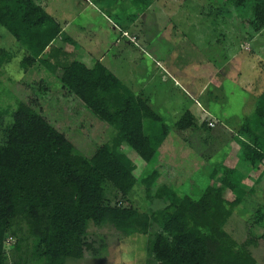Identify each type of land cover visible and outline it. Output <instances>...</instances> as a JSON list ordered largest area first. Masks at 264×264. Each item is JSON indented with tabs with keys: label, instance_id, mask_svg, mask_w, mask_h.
<instances>
[{
	"label": "trees",
	"instance_id": "1",
	"mask_svg": "<svg viewBox=\"0 0 264 264\" xmlns=\"http://www.w3.org/2000/svg\"><path fill=\"white\" fill-rule=\"evenodd\" d=\"M228 1L237 7L251 5L259 28L264 27V0ZM0 26L25 47L24 66L38 60L50 68L69 96L114 129L88 156L26 101L18 103L9 121L0 118V264H6L10 255L15 264H28L16 254L30 242L35 264L105 258L109 240L90 232L91 222L124 235H149L148 264H257L253 247L259 240L249 233L239 242L226 229L236 208L255 193V188L242 185L244 179L237 175L241 171L227 164L226 154L196 198L175 185L159 184L156 167L138 178L134 161L122 149L128 145L151 163L173 135L190 151L192 130L212 128L209 120L200 122L187 109L169 125L100 60L92 65L77 58L68 61L67 52L54 44L64 32L62 24L37 0H0ZM62 40L74 42L68 35ZM8 57L0 49V66ZM148 121L155 123L151 134L146 131ZM263 131L264 91L239 130L243 137L239 161L262 170L256 185L264 175ZM108 183L123 197L116 204L106 203ZM137 183L145 188V205L123 204ZM154 199L166 205L154 209ZM263 205L264 188L262 204L254 213V223L262 227Z\"/></svg>",
	"mask_w": 264,
	"mask_h": 264
},
{
	"label": "rangeland",
	"instance_id": "2",
	"mask_svg": "<svg viewBox=\"0 0 264 264\" xmlns=\"http://www.w3.org/2000/svg\"><path fill=\"white\" fill-rule=\"evenodd\" d=\"M37 1L62 24L64 32L54 44L69 51L68 61L77 58L92 65L100 59L129 84L144 79L145 87L157 93L155 104L163 103L157 113L169 125H174L186 109L200 122L206 117L215 122L212 128L192 130L190 151L172 135L151 163L128 145L122 149L134 161L138 178L156 167L161 173L159 184L175 185L196 198L209 184L215 164L227 155V164L246 175L237 174L244 179L242 185L255 188V193L248 194L236 208L226 229L239 242L252 233L259 240L253 247L257 264H264V227L254 223V213L262 204L264 175L256 185L262 170L240 162L238 156L243 138L239 130L264 91V27L259 28L251 5L237 7L228 0ZM64 35L74 42L62 40ZM0 49L9 54L0 66V118L9 121L18 103L26 101L88 156L112 136L114 129L69 96L50 68L38 60L28 67L23 65L25 47L3 26ZM205 85L207 91L199 97L198 106L188 92L196 96ZM150 122L146 123L149 134L155 129V123ZM105 191L109 205L123 198L110 183ZM122 201L145 205L144 186L137 183ZM165 205L164 200L154 199L151 207L161 209ZM261 208L264 210V205ZM89 231L107 236L108 256L71 259L68 264H148L149 235H124L112 226L92 222ZM31 247V242L23 245L16 255L35 264L37 257L30 256ZM6 264H15L12 255Z\"/></svg>",
	"mask_w": 264,
	"mask_h": 264
},
{
	"label": "crops",
	"instance_id": "3",
	"mask_svg": "<svg viewBox=\"0 0 264 264\" xmlns=\"http://www.w3.org/2000/svg\"><path fill=\"white\" fill-rule=\"evenodd\" d=\"M69 36V35H68ZM71 37V36H70ZM68 43H72V42H68ZM65 51V50H64ZM67 52V54H68V52L69 51H66ZM100 60V59H99ZM101 61V60H100ZM157 61V64H159L160 65V61L159 60H156ZM102 63H104L103 61H101ZM105 64V63H104ZM106 65V64H105ZM107 66V65H106ZM108 67V66H107ZM109 68V67H108ZM110 69V68H109ZM111 70V69H110ZM112 71V70H111ZM113 72V71H112ZM114 73V72H113ZM115 74V73H114ZM116 76H117V74H115ZM118 77V76H117ZM120 78V77H119ZM128 87H130L137 95H140L141 97H143L148 103H149V105L157 112L158 110H157V108L159 107H161L162 106V104H160L159 103V105H156L155 104V102H156V98L158 97L157 96V93L155 92V91H151V90H148V88H146L145 87V80L143 79V80H141L140 81V79L138 80V81H134L135 83H131V84H129L128 82H125L122 78H120ZM176 83H178L177 81H176ZM141 84V86L140 87H136V85H140ZM206 87V85L203 87V88H201L199 91H198V93H197V95L195 96L192 92H188L189 94H190V96H191V98L196 102V104L198 105V106H201V101H200V99H199V97L200 96H202V95H204V93L207 91V89L205 88ZM187 90V89H186ZM251 90V89H250ZM162 96H163V94H161L160 95V97L159 98H162ZM253 100H254V98H253ZM257 101V100H256ZM207 107V106H206ZM187 110V109H186ZM186 110H184V111H186ZM203 111V113H205L206 114V116L208 115V111H207V109L204 107V110H202ZM205 111V112H204ZM182 115V114H181ZM163 117V116H162ZM205 119H207V120H209L207 117L205 118ZM204 118H203V120H205ZM178 120V119H177ZM210 121V120H209ZM175 123H176V121H175ZM174 123V124H175ZM216 124H214V126H215ZM214 126H212V127H214Z\"/></svg>",
	"mask_w": 264,
	"mask_h": 264
},
{
	"label": "built area",
	"instance_id": "4",
	"mask_svg": "<svg viewBox=\"0 0 264 264\" xmlns=\"http://www.w3.org/2000/svg\"><path fill=\"white\" fill-rule=\"evenodd\" d=\"M215 122H213L212 120L209 121V125L210 126H214Z\"/></svg>",
	"mask_w": 264,
	"mask_h": 264
}]
</instances>
